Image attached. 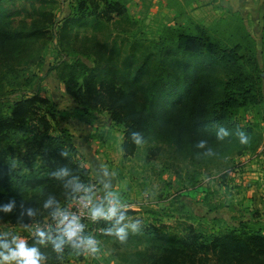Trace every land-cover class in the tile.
<instances>
[{
	"label": "trees",
	"instance_id": "obj_1",
	"mask_svg": "<svg viewBox=\"0 0 264 264\" xmlns=\"http://www.w3.org/2000/svg\"><path fill=\"white\" fill-rule=\"evenodd\" d=\"M99 1L76 0L73 13L59 27L60 40L72 29L90 26L96 30L100 19L111 13L121 15L118 5L109 0L98 11ZM46 4V0H0V78L26 58L34 40L43 36V23L51 22L42 11ZM29 18L32 21L27 27ZM239 20L235 32L226 35L198 23L180 30L166 29L170 42L161 37L153 43L154 52L133 43L124 57L116 54L113 44L103 49L94 38L91 47L81 50L67 66L64 87L76 104L74 117L89 125L94 113L108 114L113 124L123 126L121 148L126 156L139 148L132 142V131L141 132L145 139L168 141L183 159H193L204 151L196 147L201 139L217 155L226 153L238 128L232 118L262 102L263 70L256 45ZM91 54L92 66L88 64ZM54 110L51 101L36 95L12 103L6 112L0 105L1 223L24 226L42 222L69 203L78 192L77 184L89 185L87 171L74 161L71 135L64 129L55 131L50 123L57 124ZM216 124L231 135L218 140ZM61 151H68L69 156L61 157ZM37 157L39 165H35ZM61 169H67L68 175H51ZM13 199L11 211L5 212ZM97 225L103 229L112 226L104 221ZM143 233L151 249L143 264H264V231L260 229L239 225L217 234L181 237L162 227H149ZM35 240L27 241L31 245ZM46 247L45 264H58L51 244Z\"/></svg>",
	"mask_w": 264,
	"mask_h": 264
},
{
	"label": "rangeland",
	"instance_id": "obj_2",
	"mask_svg": "<svg viewBox=\"0 0 264 264\" xmlns=\"http://www.w3.org/2000/svg\"><path fill=\"white\" fill-rule=\"evenodd\" d=\"M46 1L48 4L42 11L50 16L51 22L43 23V36L34 40L26 58L12 65L0 78L2 111L6 112L21 98L33 95L51 101L57 124L50 123L55 131L64 129L71 135L76 149L74 161L87 171L86 182L97 183L104 196L97 168L106 167L113 174L115 189L132 205L130 217L143 221V231L162 227L165 232L181 237L191 233L217 234L239 225L264 231V224L260 222L264 218V207L260 206L264 205V17L224 11L223 0H109L118 5L120 16L111 13L109 18L100 19L96 30L90 26L72 29L60 40L59 27L78 4L76 0ZM106 2L99 1L98 11L105 9ZM239 19L255 42L263 70L262 102L255 108L239 111L232 118L249 135L248 145H241L236 137L226 153L183 159L175 154L168 141L145 139L147 142L134 155L126 156L121 148L123 126L113 124L108 114L94 113L91 124L86 127L74 117L76 104L65 94L64 87L69 75L67 66L81 50L91 47L94 38L103 49L113 44L116 54L124 57L133 43L148 46L154 52V44L161 37L170 42L167 30H180L189 23H198L226 35L235 32ZM31 21L32 18L26 21L27 27ZM151 59L154 60V55ZM93 60L91 54L90 66ZM39 164L37 157L35 165ZM66 205L57 210L61 212ZM42 222L29 223L27 228L0 222V233L18 234L26 240L36 238L34 223ZM53 223L56 221L51 227L41 229H50L55 236ZM143 231L130 233L124 244L114 237L94 235L102 244L99 259L77 256L68 248L58 264H143L142 259L151 253ZM89 234L92 233H82ZM47 245L38 246L45 256H48L44 251Z\"/></svg>",
	"mask_w": 264,
	"mask_h": 264
},
{
	"label": "clouds",
	"instance_id": "obj_3",
	"mask_svg": "<svg viewBox=\"0 0 264 264\" xmlns=\"http://www.w3.org/2000/svg\"><path fill=\"white\" fill-rule=\"evenodd\" d=\"M218 128L217 139L224 140L229 137L231 133L227 128L216 124ZM235 135L241 145H248L250 143L249 135L237 128ZM132 142L141 146L147 141L143 134L138 131L131 132ZM196 147L204 150L198 154L197 158L213 157L217 153L208 146L207 140L201 139L197 142ZM61 157H68V151H61ZM99 175V182L103 187L104 196L98 202L93 201L92 189L84 188L82 184L76 185V190L83 188L86 193L81 197L85 201V207L89 208L90 219L93 222L104 221L110 223L111 227H105L103 233L106 236L114 237L119 243L124 244L128 241L129 234H140L143 231V221L141 219H133L129 216L128 211L132 205L125 202L122 195L115 189L113 184V174L103 165L97 168ZM51 175L56 178H62L68 175L67 169H61L60 172H53ZM147 195V193H146ZM12 202L5 206L4 211L10 212ZM51 199L45 204V207L51 205ZM32 211L29 210L27 215L32 216ZM57 220L56 235H53L52 230L35 229L34 235L36 240L29 245L28 241L18 234H11L8 232L0 233V264H45L47 257L41 252L38 245L51 244L52 251L57 254V258L61 259L64 255L65 248L71 249L72 253L77 256H90L94 259H99L102 255V244L94 235H82L84 232V225L80 223L79 217L67 212H60L53 214ZM22 219V218H21ZM27 228V225H24ZM11 238L8 239L7 237Z\"/></svg>",
	"mask_w": 264,
	"mask_h": 264
},
{
	"label": "built area",
	"instance_id": "obj_4",
	"mask_svg": "<svg viewBox=\"0 0 264 264\" xmlns=\"http://www.w3.org/2000/svg\"><path fill=\"white\" fill-rule=\"evenodd\" d=\"M91 188L92 194H93V201L95 203H98L102 198L103 195H101V188L97 183H89V185L84 186V188ZM86 193L84 192L83 188H81L69 201V203L66 205V207L61 212H67L71 213L72 215H75L79 217L80 223L84 225V232L83 233H89L91 232L93 235L100 237L103 234V228L97 225L98 222H93L90 219V211L88 207H85V201L81 200V197L85 196ZM56 221V223H53L52 227L54 230L57 228V220L54 217V215H50L48 218L44 219L42 223H34V226L36 228H47L50 226L52 222ZM51 227V226H50ZM56 234V231L55 233Z\"/></svg>",
	"mask_w": 264,
	"mask_h": 264
},
{
	"label": "crops",
	"instance_id": "obj_5",
	"mask_svg": "<svg viewBox=\"0 0 264 264\" xmlns=\"http://www.w3.org/2000/svg\"><path fill=\"white\" fill-rule=\"evenodd\" d=\"M222 6H224V11L249 12L251 17L259 16L261 19L264 17V0H223ZM79 124L86 127L84 124ZM260 206L264 207V205ZM259 208L262 209V207ZM262 212L264 213V210ZM260 222L264 224V218Z\"/></svg>",
	"mask_w": 264,
	"mask_h": 264
}]
</instances>
